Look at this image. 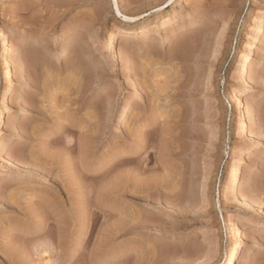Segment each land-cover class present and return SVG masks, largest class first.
Masks as SVG:
<instances>
[{
    "label": "rangeland",
    "instance_id": "374dc122",
    "mask_svg": "<svg viewBox=\"0 0 264 264\" xmlns=\"http://www.w3.org/2000/svg\"><path fill=\"white\" fill-rule=\"evenodd\" d=\"M112 1L0 0L16 82L0 100V264H225L229 227L245 240L233 264H264V0H120L148 29L117 41V68L104 41L129 24ZM167 11L173 29L149 31Z\"/></svg>",
    "mask_w": 264,
    "mask_h": 264
},
{
    "label": "bare ground",
    "instance_id": "6f19581e",
    "mask_svg": "<svg viewBox=\"0 0 264 264\" xmlns=\"http://www.w3.org/2000/svg\"><path fill=\"white\" fill-rule=\"evenodd\" d=\"M181 0H170L169 6H171L173 9L178 3H180ZM115 5V14L116 17L121 19L120 21L125 22L126 24H129L127 28L115 31L113 33H110L106 36L104 44L106 51L108 52L109 59L114 63V67H119L120 65V54H119V48L117 45V41L120 38H135L137 35L145 32L148 29V25L146 23L141 22L145 17L146 14H143L141 16L137 17H130L127 16L121 9L120 6V0H113ZM170 11L166 12V16L161 19H157L153 22V25L149 27V31L158 32L160 26H163L165 28H168L169 30L173 29L175 23L179 22L178 19L172 20L169 18ZM0 41H1V48H0V56L5 58V66L3 67V73L2 78L5 80V84L3 86V89L0 94V100L3 105L9 106V97L11 96L14 88H15V79L13 77L14 75V62L11 60V53L14 49V46L11 43L10 37L4 33V30L0 27ZM253 40H249L247 42V45L243 47L242 52H246V47L248 46L251 50L250 53L245 57L243 63L239 66L237 69V73L239 77L244 80L247 85L244 89L237 91L232 94L231 100H230V107L232 110L233 118L235 125L233 126L237 132L238 126L242 129L245 128V114L241 107V100L243 98V95L248 94L252 89V82L250 81V70L252 66L253 56H252V46L254 45ZM238 60V59H237ZM5 117L3 115V112H0V121L4 120ZM88 134V133H87ZM96 134V133H95ZM90 135V134H89ZM89 140V139H88ZM88 144V143H87ZM90 145V144H89ZM87 145V146H89ZM255 149L254 145L249 146L245 152H242L241 159L233 162V165L231 166L227 178V182L224 186V196L227 198L230 196L231 193H235L238 196V193L241 191V184H240V171L243 168L244 162H246V154L250 151ZM241 196V195H239ZM243 197V196H242ZM241 197V198H242ZM245 201V198H242ZM233 225V224H232ZM255 225H264L259 222H256ZM229 233L233 237V242L228 247L227 250V260L225 264H233L236 260L240 250L242 249V245L245 242L244 240V234L238 229H234L232 227H229ZM252 255H249L248 258H252Z\"/></svg>",
    "mask_w": 264,
    "mask_h": 264
}]
</instances>
